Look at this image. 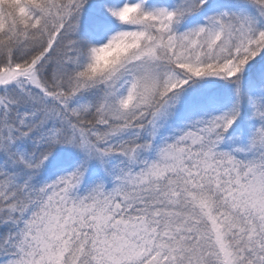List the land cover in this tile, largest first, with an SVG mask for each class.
I'll return each mask as SVG.
<instances>
[{"label": "snow or ice", "instance_id": "6c2138e0", "mask_svg": "<svg viewBox=\"0 0 264 264\" xmlns=\"http://www.w3.org/2000/svg\"><path fill=\"white\" fill-rule=\"evenodd\" d=\"M0 264H264V0H0Z\"/></svg>", "mask_w": 264, "mask_h": 264}]
</instances>
